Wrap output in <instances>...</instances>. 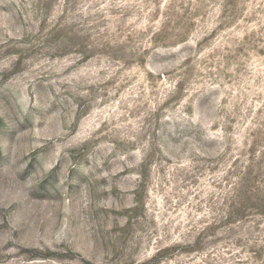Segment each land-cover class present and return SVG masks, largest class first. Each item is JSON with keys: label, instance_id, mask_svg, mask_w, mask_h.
<instances>
[{"label": "rangeland", "instance_id": "374dc122", "mask_svg": "<svg viewBox=\"0 0 264 264\" xmlns=\"http://www.w3.org/2000/svg\"><path fill=\"white\" fill-rule=\"evenodd\" d=\"M0 264H264V0H0Z\"/></svg>", "mask_w": 264, "mask_h": 264}]
</instances>
